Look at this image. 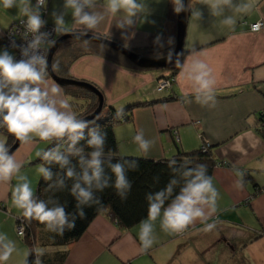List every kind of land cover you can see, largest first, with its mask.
<instances>
[{
    "label": "crops",
    "instance_id": "obj_1",
    "mask_svg": "<svg viewBox=\"0 0 264 264\" xmlns=\"http://www.w3.org/2000/svg\"><path fill=\"white\" fill-rule=\"evenodd\" d=\"M145 2L151 14L147 18L142 15L134 26L121 29L117 25L122 14L113 16L107 10V0H98L96 10L102 11L105 19L97 29L87 33L136 52L167 48L170 44L164 42L173 37V0ZM190 7L191 12L199 9L203 17L197 20L190 14L181 63L187 66L195 54L208 64L216 80L214 107L196 101L191 82L181 75V67L171 91L157 94L156 83L163 72L132 69L111 57L86 51L91 48L89 44L65 43L57 53V65L66 66L63 71L66 78L93 84L102 93L105 105L115 110L151 103L127 112L130 121L114 124L119 154V145L126 141L135 145L137 157L155 160L172 157L178 147L182 151L197 149L202 140L211 145L217 163L212 179L221 198L218 212L207 223L215 222L216 227L210 232L202 231L205 225L198 220L188 228L185 238L178 239L176 233L162 230L157 219L155 242L145 251L139 241L140 223L125 229L104 212L77 242L64 250L68 251L64 264H148L144 259L147 253L152 256V251L155 264H190V257L193 264L196 261V264H264V133L259 130V116L264 111V0H253L251 10L238 16L234 29L221 25L222 18L212 16L201 0H191ZM53 11L66 12L69 33H82L83 26L75 24L71 10L63 7V0H47L45 21L55 27ZM229 14L233 13L226 12ZM23 19L17 8L0 6V49L5 48L1 43L4 33ZM252 23H262L263 28L252 32L248 28ZM157 35L161 36L160 43L165 44L162 48L155 42ZM47 85L56 84L49 78ZM83 92L86 91H63L77 117L92 106L90 96ZM168 97L173 100L157 102ZM124 125L130 127V133L123 136L118 132ZM141 129L147 139L155 141L147 155L133 139ZM0 137L7 136L0 133ZM46 144L41 152L47 148ZM36 152L34 144H20L13 154L22 164L20 174L29 170L27 162ZM236 169L245 173L242 189L235 187ZM15 180L14 177L9 183L0 182L1 217H5L3 209L10 201ZM43 252L51 253L53 249Z\"/></svg>",
    "mask_w": 264,
    "mask_h": 264
},
{
    "label": "clouds",
    "instance_id": "obj_2",
    "mask_svg": "<svg viewBox=\"0 0 264 264\" xmlns=\"http://www.w3.org/2000/svg\"><path fill=\"white\" fill-rule=\"evenodd\" d=\"M201 2L208 7L212 16L222 18L220 24L229 29L235 28L238 16L247 14L253 4V0ZM0 6L4 9L17 8L20 16L24 18L21 22L25 35L32 36L26 46L18 45L15 41L10 43V47L20 50L21 58L18 60L8 48L0 49V127L5 128L9 135L24 145H32L38 141L56 142L55 147L37 152V156L48 165L57 164L63 175L55 173L54 180L51 168L43 164L38 167V172L45 181L51 182L47 185L49 191H61L66 187V181L72 182L70 194L76 201V212L68 213L65 205L52 196L45 201L35 195L28 177L20 174L22 164L10 152L7 137H0V182L9 183L15 177L17 183L11 191L12 204L22 211L26 220H35L48 231L63 235L66 229H75L77 217L86 216L85 206H103L97 193L111 186L121 200L127 199L132 188L127 172L135 170L138 164L135 160L112 163L110 157L106 158V133L100 131L98 126L89 127V121L77 117L59 85H47L48 60L45 51L56 43L50 38V33L41 32L46 24L42 19V10L46 9L47 0H35V4L32 0H0ZM97 6L98 0H63V7L71 10L75 24L83 26L82 35L97 29L104 21V13L96 10ZM173 6L176 13L187 10L183 0H173ZM106 7L113 16L122 14L117 25L121 29L130 28L134 26L137 18L142 15L147 18L151 14L145 0H107ZM226 12L233 14L226 15ZM65 15L66 12L52 13L55 24L53 31L56 34H67L71 31ZM191 15L197 20L203 17V13L197 8L192 10ZM257 27L259 26L254 25L253 30ZM160 41L161 36L157 35L155 42L162 48L164 45ZM83 43L88 44L89 41ZM167 44L173 45L174 38L169 37ZM178 55L182 53L176 54ZM172 56L173 51L169 47L167 59ZM175 63L181 67V75L191 82L196 101L203 106L214 107L216 80L208 64L195 54L187 66L179 60ZM55 67L58 69V65ZM118 115H123L122 109ZM133 139L145 155L155 143L145 137L143 129ZM61 141L65 142L63 151L59 145ZM81 141L85 143L81 145ZM70 157L76 158L79 171L77 164H71ZM105 164L111 177H114L111 185V177L105 172ZM190 164L191 161L187 159L179 164L175 159L169 160L168 167L176 175L162 190L146 194L147 219L139 224L142 250L150 249L155 242L157 219L160 220L161 229L169 233H183L198 220L205 225L202 231L210 232L215 229L216 223L207 221L218 212L220 193L212 177L208 175L205 164L189 167ZM235 175V187L242 189L245 173L236 169ZM178 185L179 191L174 194ZM16 251L15 241L6 233H0V264H6ZM36 264H40L39 259Z\"/></svg>",
    "mask_w": 264,
    "mask_h": 264
},
{
    "label": "trees",
    "instance_id": "obj_3",
    "mask_svg": "<svg viewBox=\"0 0 264 264\" xmlns=\"http://www.w3.org/2000/svg\"><path fill=\"white\" fill-rule=\"evenodd\" d=\"M45 20V17H44ZM155 49V48H154ZM171 69L166 74L171 77V85L174 82L177 70ZM65 74V73H63ZM165 74V73H164ZM66 78V77H64ZM86 93V92H83ZM90 97L91 94L86 93ZM173 98L160 100V102H170ZM151 104V103H150ZM148 103H139L126 106L123 108V117L129 121L130 115L127 113L134 108L140 106H146ZM120 110L112 108L107 109L106 114L97 116L93 121L89 122V127H99V130L106 133V147L105 153L106 158H111L112 163L120 162L123 160H135L138 167L135 170H128V179L132 183L131 191L129 192L127 199L121 200L117 196L113 187L106 188L103 192H99L96 195L102 200L103 206L93 205L91 207L85 206L84 211L86 216L84 218L77 217L76 227L73 230H65L63 235H59L54 232L48 231L43 224L33 221L26 220L21 211L19 219V225L22 226L23 234L22 241L27 246V254L23 261V264H36L39 259L40 264H64L68 256V251H64L71 244L78 241V239L86 232L93 220L101 213H107L110 219L116 223L119 227L130 229L140 223V221L147 219L148 202L145 197L146 194L155 193L162 190L169 180L176 174L168 167V162L171 159H175L178 164L182 163L185 159L191 161L189 167H195L197 164H205L207 166L208 175L212 177L213 171L217 166V163L213 157L212 148H207L205 151L201 149H193L190 151H182L178 147L176 153L170 158L164 159H147L142 157H126L121 156L118 152V144L114 135V124L121 122L122 116L118 115ZM260 119V116H259ZM260 123L264 124V120H259ZM264 126V125H263ZM260 132L263 133L264 129L259 128ZM87 129L85 130V137L87 138ZM5 135L8 138V143L11 145L14 142V137L9 135L6 131ZM81 145L85 141L80 142ZM61 151L65 147V142H59ZM56 142L50 143L45 149L55 147ZM44 150V151H45ZM110 150V151H109ZM88 151V149H86ZM70 162L73 165L77 164L76 158L70 157ZM41 165H45L51 168L54 173L53 179L55 180V173L63 175V171L55 163L48 165L41 158L38 160ZM77 171H79L77 164ZM105 172L111 177V172L105 164ZM50 181H45L40 175L39 182L35 191V195L42 200L47 201L50 196L58 199L60 204H64L66 211L71 214L76 212V201L70 194L71 181H66V187L61 191H49L47 185ZM114 183V177L110 179V185ZM182 183V182H181ZM179 185L176 188V193L179 191ZM167 203V202H166ZM51 207V205H49ZM53 249V252L47 253L44 250ZM41 250V252H40Z\"/></svg>",
    "mask_w": 264,
    "mask_h": 264
},
{
    "label": "water",
    "instance_id": "obj_4",
    "mask_svg": "<svg viewBox=\"0 0 264 264\" xmlns=\"http://www.w3.org/2000/svg\"><path fill=\"white\" fill-rule=\"evenodd\" d=\"M190 2L191 0H183V4L185 5L187 10L180 13H176L174 11V44L157 51L136 53L113 40L88 33L83 35L82 33L58 34V38L55 40V45L50 47L48 52V77L56 85H59L64 91L72 88H77L93 94L96 98L95 103L85 115L80 117V119H85L87 121L93 120L103 110V96L93 84L64 78L57 75L53 71L51 61L52 58L58 53L60 48L67 42L83 43V41H89L88 44L94 45L97 50H100L105 54L108 53L107 56L111 57L114 61L120 64H124L125 66H128L132 69H136L139 71H157L175 68L178 66L175 61H181L185 54L184 41L186 37L188 20L191 14ZM169 47L172 48L173 56L170 59H167ZM179 53H182V55L176 56V54ZM19 145L20 142L16 141L14 138V142L10 146V152H12L13 154Z\"/></svg>",
    "mask_w": 264,
    "mask_h": 264
},
{
    "label": "rangeland",
    "instance_id": "obj_5",
    "mask_svg": "<svg viewBox=\"0 0 264 264\" xmlns=\"http://www.w3.org/2000/svg\"><path fill=\"white\" fill-rule=\"evenodd\" d=\"M260 24H262V23H260ZM173 32H172V36L174 35V17H173ZM5 34V33H4ZM58 35V34H57ZM4 36V35H3ZM2 40H3V37H2V39H1V43H3L2 42ZM91 47V46H90ZM90 50V51H88V52H92V53H96V54H99V55H101V56H107L108 54H104L103 52H101V51H99V50H97V48L95 47H91V48H86L85 50L87 51V50ZM160 48H155V49H151V50H145L144 52H148V51H155V50H159ZM11 51V50H10ZM133 51V50H132ZM62 52V51H61ZM134 52H136V51H134ZM144 52H136V53H144ZM13 54H14V51H13ZM109 57V56H108ZM107 58V57H106ZM109 59V58H108ZM183 59V58H182ZM111 60V59H110ZM181 62H182V60H181ZM173 69H175V68H173ZM170 70L171 69H169V70H158V71H160V72H163V73H165V74H163V76H161V78H159L158 80H168V79H170L171 77H169L168 76V78H167V76H166V74L168 73V72H170ZM158 71H156V72H158ZM69 79H72V78H70V77H68ZM49 79V78H48ZM157 80V81H158ZM76 81H78V80H76ZM82 82H84V81H82ZM171 89H172V85H168V84H166V82H164V88H162L161 90H155V92L157 93V94H165V93H167V92H169V91H171ZM69 92V91H68ZM102 94V93H101ZM103 96V95H102ZM91 98V101H92V105L94 104V102H95V100H96V98H95V96H93L92 95V97H90ZM171 97H168L167 99H170ZM103 99H104V97H103ZM162 100H165V98H163V99H161V101ZM157 102H160V100L159 101H157ZM160 103H162V102H160ZM166 103V102H165ZM148 104H150V103H148ZM147 106V105H146ZM92 107V106H91ZM109 108H112V109H114L113 107H111V106H106L105 105V101H104V107H103V110H102V112L98 115V116H101L102 114H106L107 113V109H109ZM89 111V110H88ZM87 111V112H88ZM86 113H84V114H82L80 117H82L83 115H85ZM79 118V117H78ZM122 123H125V122H128L123 116H122V118H121V120H120ZM130 121V120H129ZM0 133H2L3 135H5V133H6V129L5 128H0ZM123 134V136L124 135H128L129 133H130V127L129 126H126V125H124L122 128H120V131L118 132V134ZM125 137H127V136H125ZM21 144V143H20ZM46 144V142H44V141H38L37 143H34V145H36V149H37V152H41L42 151V149L41 148H45L44 147V145ZM49 142H48V146H49ZM12 145V144H11ZM9 143H8V146L10 147L11 146ZM47 145V144H46ZM20 146V145H19ZM19 146H18V148H19ZM47 146V147H48ZM17 148V149H18ZM209 149V148H211V145L208 143V142H206V141H203L202 140V143H201V145L197 148V149H201V150H203V151H205L206 149ZM17 149H16V151H17ZM40 149H41V151H40ZM119 150H120V154H121V156H126V157H137L138 155H137V151L138 150H136V147H135V145L131 142V141H129V142H123V143H121L120 145H119ZM15 151V152H16ZM122 151H126L125 153H122ZM14 152V153H15ZM37 152L35 153V157H33V158H31L28 162H27V165H30L29 166V170H27V171H25V170H23L22 171V174L21 175H26L27 177H28V179H29V181L31 182V186H32V188H33V191H34V193H35V191H36V188H37V185H38V182H39V178H40V174H39V172H38V167L41 165V163L38 161L39 160V158L40 157H38L37 156ZM13 153V154H14ZM133 154V155H132ZM136 155V156H135ZM15 181H17V180H15ZM17 183V182H16ZM263 191H264V189H262ZM258 192H260V190L258 191ZM252 198V197H251ZM251 200V199H250ZM249 201V200H248ZM3 212H4V215H5V217H1L0 216V233H6L7 235H8V237L11 239V240H13V241H15V243H16V246H17V251L16 252H14L13 253V255H12V257L9 259V261H7L6 262V264H17V263H19L20 262V264H22V262H23V259L25 258V256H26V254H27V246L23 243V241H22V234L21 235H18L17 234V231H18V228H20V229H22V226L21 225H19V223H20V221L18 220V222H17V219H19L20 218V216H21V210H19V209H17L13 204H12V197L10 196V201L7 203V206H6V209H3ZM186 232H188V229L186 230V231H184L183 233H179V234H177L176 233V235H175V237L176 238H178V239H182V238H185L186 237ZM190 232V231H189ZM185 244V243H184ZM183 244V245H184ZM152 254L154 255V252L152 251ZM147 256H146V258L147 259H144L145 261H146V263H148V264H155V260L154 259H151L152 258V256L151 255H149L148 256V253L146 254ZM21 256H22V259H21V261H20V258H21ZM154 258V257H153ZM171 258V257H170ZM18 259H19V261H18ZM170 260V259H169ZM196 262H198V261H196ZM196 262L194 263V264H196ZM190 264H193L192 263V258L190 257Z\"/></svg>",
    "mask_w": 264,
    "mask_h": 264
},
{
    "label": "built area",
    "instance_id": "obj_6",
    "mask_svg": "<svg viewBox=\"0 0 264 264\" xmlns=\"http://www.w3.org/2000/svg\"><path fill=\"white\" fill-rule=\"evenodd\" d=\"M46 9H47V7H46ZM46 9L42 10V19H44V17H45ZM21 21H19L18 23H15L11 27H9V29L5 32V34L3 36V40H2L3 46L5 48H8V50L14 51V56L17 60L21 58L20 50H19V48L10 47V43L12 41H15L16 44H18V45L26 46L27 42L32 39L31 34L25 35V29H24V26H23ZM243 24L245 25L246 23H243ZM254 25H258L259 27H257L255 30H253ZM248 28L252 32H258L263 28V24L252 23V24L248 25ZM53 29H54V26L46 23L44 25V27L41 29V32L50 33L51 34L50 38L56 40L58 37H57V34L53 31ZM49 49H50V47H48L45 51V54L47 57H48ZM41 53H43V50H41ZM164 82H166V84H168V85H171V81L169 79L168 80H158L156 83L155 90L159 91L162 88H164ZM260 120H264V111H262L260 113ZM263 125L264 124H262V123L260 124L261 129H264ZM0 128H2V127H0ZM17 234L18 235L22 234V230L20 228H18Z\"/></svg>",
    "mask_w": 264,
    "mask_h": 264
},
{
    "label": "flooded vegetation",
    "instance_id": "obj_7",
    "mask_svg": "<svg viewBox=\"0 0 264 264\" xmlns=\"http://www.w3.org/2000/svg\"><path fill=\"white\" fill-rule=\"evenodd\" d=\"M165 44L167 43V41L166 42H164ZM165 44H164V46H165ZM67 46H69V44L68 45H66V47ZM63 56V55H62ZM58 56H57V54L52 58V61H51V66H52V69H53V71L57 74V75H59V76H61V77H66L64 74H63V71H64V69H65V67L66 66H63V65H61V67L59 68V66H58V69L55 67L56 65H57V60H58ZM49 78V77H48Z\"/></svg>",
    "mask_w": 264,
    "mask_h": 264
},
{
    "label": "bare ground",
    "instance_id": "obj_8",
    "mask_svg": "<svg viewBox=\"0 0 264 264\" xmlns=\"http://www.w3.org/2000/svg\"><path fill=\"white\" fill-rule=\"evenodd\" d=\"M258 24H260V23H258ZM188 26V25H187ZM187 32V31H186ZM94 35V34H93ZM97 36V35H96ZM173 37H174V35H173ZM91 47H94L95 48V46L94 45H91V44H89ZM160 50V49H159ZM100 51V50H99ZM155 51H157V50H155ZM105 54V53H104ZM108 54V53H107ZM114 62H116V61H114ZM171 69H173V68H171ZM164 70H169V69H164ZM158 71V70H157ZM74 80V79H73ZM74 89H77V88H72V89H69V90H67V91H65V92H68V91H71V90H74ZM77 90H79V89H77ZM64 91V90H63ZM86 93H88V92H86ZM88 94H91V93H88ZM91 95H93V94H91ZM94 96V95H93ZM95 103V102H94ZM93 106V105H92ZM87 113V112H86ZM80 118V117H79ZM95 119V118H94ZM93 119V120H94ZM93 120H91V121H93ZM91 121H89V122H91ZM16 151V150H15ZM22 230V229H21ZM22 234H23V230H22Z\"/></svg>",
    "mask_w": 264,
    "mask_h": 264
}]
</instances>
